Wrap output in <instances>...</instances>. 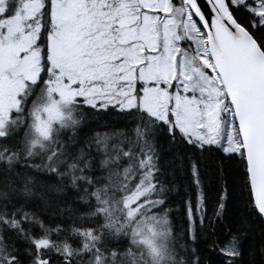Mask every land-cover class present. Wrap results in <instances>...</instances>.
Here are the masks:
<instances>
[{"label":"snow or ice","instance_id":"1","mask_svg":"<svg viewBox=\"0 0 264 264\" xmlns=\"http://www.w3.org/2000/svg\"><path fill=\"white\" fill-rule=\"evenodd\" d=\"M0 264H264V0H0Z\"/></svg>","mask_w":264,"mask_h":264}]
</instances>
